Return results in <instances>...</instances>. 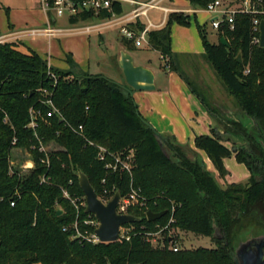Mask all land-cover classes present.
I'll return each instance as SVG.
<instances>
[{
  "label": "trees",
  "instance_id": "1",
  "mask_svg": "<svg viewBox=\"0 0 264 264\" xmlns=\"http://www.w3.org/2000/svg\"><path fill=\"white\" fill-rule=\"evenodd\" d=\"M187 1L195 9L205 10L215 0ZM113 11L121 14V5L114 2ZM110 16L107 12L97 17L81 13L70 23ZM252 17L236 15L234 29L223 27L217 43H210L204 27L198 26L205 46L203 58L235 98L240 115L249 118L246 124L229 123L231 133L244 140L239 147L228 148L215 131L195 139L196 149L206 154L220 179L228 174L223 162L231 155L247 166L248 182L226 189L199 154L174 136L160 134L142 117L131 89L126 87V93L123 86L105 76L57 69L30 48L0 43V264H235L232 252L238 237L251 229L264 231V48L252 44ZM174 22L189 26L190 16L171 13L164 27L148 33L149 46L160 53L165 70L179 73L216 116L181 74L172 51ZM143 28L139 25V30ZM222 37L228 46L222 44ZM123 44L130 51L136 48L134 41L124 39ZM239 55L242 64L236 61ZM49 100L62 117H47ZM31 109L43 115L35 130L28 127ZM80 126L83 131L78 134L73 129ZM36 133L44 144L58 147L49 157V166L43 163L45 154L37 150ZM98 146L123 156L133 151L131 172L107 169L97 159ZM14 149L28 152L35 168L26 173L14 167L11 172ZM79 172L89 177L98 197L109 199L117 191L125 196L131 186L141 191L146 205L129 211L142 218L129 225L133 227L130 241L94 245L71 239L77 213L63 191L85 197ZM42 177L48 178L47 183H42ZM59 209L62 215H58ZM148 211L168 213L150 222ZM172 216L169 230L208 238L219 230L227 244L217 242L213 250L174 252L165 237L164 247H154L148 233L158 232ZM80 217H88L84 209Z\"/></svg>",
  "mask_w": 264,
  "mask_h": 264
},
{
  "label": "rangeland",
  "instance_id": "2",
  "mask_svg": "<svg viewBox=\"0 0 264 264\" xmlns=\"http://www.w3.org/2000/svg\"><path fill=\"white\" fill-rule=\"evenodd\" d=\"M173 4L178 9H195L187 0H173ZM189 16V26H184L176 22L172 24V51L177 58L176 60L180 67L181 74L192 82L198 93H200L213 110L218 112V108H221L228 115V110L233 111L235 109L239 111L235 98L229 93L221 78L205 58L187 60L183 65V61L186 57L184 55L186 54H193L198 57H203L205 55V46L200 36L198 26L204 27L207 39L210 43H217L219 40L217 33L213 31L211 27V15L199 11L196 15L190 14ZM46 18L47 14L41 7L40 0H0V35L8 33L13 29L44 28L47 24ZM56 19L57 26L65 27V25H67L66 17ZM102 35V39L96 33H94L92 37L84 35L60 36L58 39H55L52 44H49L46 38H29L26 44L41 57H48L50 55L53 66L57 69L73 71L79 75L85 73L92 75L102 74L115 83L123 86L127 93L129 90H126L127 88L123 85L124 75L118 64L121 53L120 41L122 42V39L117 35L115 29ZM16 44L22 45L21 42ZM139 50L145 51L146 48L142 47ZM150 57L154 63L159 65V68L164 70V72L160 74L161 78L169 82L170 79L168 77L171 75L173 79H176L175 81H178L180 84L182 83V85L184 84L186 87L182 77L175 73H170L169 69L165 70V61L160 58V55L151 54ZM140 95L147 97V95L151 94L140 91L135 92L133 98L137 106L139 105L136 98ZM169 100L171 104L176 107L184 121H186V119L189 121L198 120L197 117H191L183 113L182 105L184 103V95L179 92L178 87L175 85L172 86V91L169 93ZM139 112L145 119V113L140 109ZM240 118L244 123H247L249 119L247 116H241ZM170 120H173V122L176 121L174 118ZM166 128H169L167 124ZM184 129L185 130L178 127L171 128L170 131L175 130L173 136L176 140L178 142H180L179 140H184L187 145L192 143L195 144L196 137L208 135L207 128H198L193 124H191V128ZM224 139H227V135ZM231 145L232 149L236 147L233 143H231ZM55 148L58 147L52 145L51 149ZM28 158L27 152L19 149L13 150L10 155V159L15 162V167L23 165ZM223 163L228 174L224 179H220L221 181L219 183L224 189L232 184L246 182L243 181L244 177L250 175V172L245 164L239 163L234 155L225 158ZM207 167H210L211 172L217 173L215 167L209 160L207 161ZM214 177L218 180L217 176ZM259 232H262V230H256L257 234ZM172 234L177 239L181 250L193 252L199 249L213 250L217 247V242L211 237H200L193 233L178 229L172 230Z\"/></svg>",
  "mask_w": 264,
  "mask_h": 264
},
{
  "label": "built area",
  "instance_id": "3",
  "mask_svg": "<svg viewBox=\"0 0 264 264\" xmlns=\"http://www.w3.org/2000/svg\"><path fill=\"white\" fill-rule=\"evenodd\" d=\"M129 2L134 5V9L127 14H116L113 11L114 0H40L41 7L45 10L46 13L52 14L54 19L66 17L70 19L81 14V13H93L95 16L101 15L103 12L111 14L109 18L100 19L95 18L93 20L79 22L77 24L70 23L69 28H59L55 27L49 19L46 27L41 29H31L28 31L29 35L38 36V37H54L56 35L68 34V35H89L94 34L105 29L119 27V34L122 40L134 41L136 47H141L143 42H148V33L153 29V25L149 22L144 26L142 30L134 31L129 28L130 22L136 19L133 23H137L139 18L146 17L150 10L159 9L165 13H168V10L162 7L160 4L164 0H150L149 2H138L134 0H120ZM206 13L211 15V27L213 31L218 33L223 27H229L231 30L235 26V17L238 14L251 15L252 17V44L260 45V26L261 22L264 20V1L263 0H215L212 2L205 10ZM167 22V20H166ZM166 24V23H165ZM165 24L162 26L164 27ZM161 27V28H162ZM248 73V70L246 71ZM49 107H51L47 113L48 118H53L54 116L62 117L60 111L52 104L49 100L46 102ZM31 122L28 125L29 128L35 130L37 128V119L43 117L40 110L31 109L30 111ZM62 119V118H61ZM6 120V119H5ZM76 133L81 134L83 127L80 126L78 130L73 129ZM37 139L39 137L37 133L35 134ZM17 139H14L13 144L15 145ZM54 143L50 145L44 144L39 140V146L37 150L40 153L45 154V163L49 166V157L53 151L58 150V148L51 149ZM36 147L34 146L33 149ZM16 150V149H14ZM18 150V149H17ZM24 151L22 149H19ZM28 154V160L23 163L19 168L22 172H29L35 168V162ZM134 152L130 151L127 156L122 154L110 153L105 147L98 146V156L97 159L101 162L106 163V168L111 169L113 172L121 170L126 172H131L133 164ZM15 162L10 159V169L11 172L15 167ZM42 183H47L48 178L42 177ZM105 182V180L103 181ZM64 197L70 201L74 206L77 217L72 225L74 234L71 239L83 241L89 244H100L101 241L96 235V230L99 228V222L96 220L95 216L88 214V217L81 219V211L86 210V200L84 198L72 196L68 191L64 190ZM105 191V195H107ZM115 195V194H114ZM111 196L109 199L104 197H99V199L107 204L114 197ZM15 203H11V206H14ZM146 205L145 198L141 195V191L135 189L131 186L130 192L121 196L117 212L121 215H128L131 208L136 206L143 207ZM174 222L173 216L169 220L168 224L164 227H160L158 232L148 233V236L151 238L150 241L154 247H164L165 246V237L169 238L170 248L174 252L181 250L177 239L173 236L172 230H169L171 223ZM131 225V224H129ZM129 225H124L120 228L119 241H130L133 234V227ZM67 230V229H65ZM167 232V234H166Z\"/></svg>",
  "mask_w": 264,
  "mask_h": 264
},
{
  "label": "crops",
  "instance_id": "4",
  "mask_svg": "<svg viewBox=\"0 0 264 264\" xmlns=\"http://www.w3.org/2000/svg\"><path fill=\"white\" fill-rule=\"evenodd\" d=\"M114 1L121 5V7H122V13L121 14L125 15L134 9V5L129 3V2L120 1V0H114ZM134 1L149 2L150 0H134ZM160 5L164 8H166L168 10V13H165L159 9L150 10L147 14V18L141 16L137 23H133L136 20V19H134L130 22V25H128V27L133 29L134 31H137L139 29V25L145 26L150 22L154 26L152 29L157 30V29H161V27L166 23V20L171 13L183 12L187 15H190V14L196 15L199 11L205 12L204 10H198V9H193V10L178 9L176 6H174L173 0H164L161 2ZM46 14H47L46 22L48 23V21L50 19L52 24L55 25V27H59V26H57V19H54V17L52 16L51 13L50 14L46 13ZM206 14H208V13H206ZM66 24L67 25H65V27H59V28H69L71 25L69 19H67ZM113 29L116 30L117 35L120 37V34H119L120 28L119 27H113V28L105 29L103 31L97 32L96 34L102 39L103 38L102 34L109 33L110 30H113ZM30 30L31 29H23V30H14L13 29V30L9 31L8 33L0 35V43H4V42L18 43V42H21L22 43L21 49H24V50L27 48L29 49L30 47L27 46V44H26L27 40L29 38L30 39L31 38H39L38 36L29 35L28 31H30ZM83 35L88 36V37H92L93 34H89V35L83 34ZM60 36L65 37V36H68V34L56 35L54 37L42 36L40 38H46L49 41V44H52V42L55 39H58V37H60ZM120 43H121V45H120L121 51H125V52L129 53L134 58V62L136 65L149 68L155 74V85H156L155 91H150V92L140 91V92L148 93L151 95H147V97L140 95L136 98V100H137V103L139 105L138 109H140L146 115L145 120L154 129H156L160 134L173 136V133H175V130L170 131L171 128L180 127L183 130H185L184 128L189 129V128H191V124H193L194 126H196L198 128H200V127L207 128L208 129V132H207L208 135H212V131H215V133L217 135L222 137L224 145H226L230 149L232 148V145H231L232 142L230 141V138H233L237 142H241L243 140V138H241L240 136H234L232 133L231 134L225 133L226 128L230 127L229 126L230 120H233V121L239 120L238 116L240 115V113L237 110H235V109L233 111L228 110L227 111L229 113V115H228L227 113L224 112V110H222L221 108H218L219 110H218V112L216 111V113H217L216 116L211 115L208 112L207 108L202 103V101L200 100V98H198L196 95H194L191 92V90L188 87L185 79L179 73H176V72H173L170 70V73H173V74L175 73L176 75H179L180 77L183 78V80L186 84V87L184 84L182 85V83L180 84L178 81H175L176 79H173V76H171V75L168 77L170 79L169 82H166V79L160 77V74H162L164 72V70L162 68H159V65L154 63L152 58L150 57L151 54L152 55L153 54L160 55V53L152 50L148 43L143 42L141 47H136L135 50H131V51L128 50L124 46L123 40H122V42L120 41ZM142 47H145L147 51L146 50L145 51L139 50ZM30 49H32V48H30ZM184 56H186V57L183 61V65H184V62L187 60H198L200 58L201 59L203 58V57H198L197 55H193V54H186ZM42 58L47 60L50 66H53L52 58L50 57V55L48 57H42ZM160 58H162L161 55H160ZM176 59L177 58L175 56V60ZM176 62H177V60H176ZM118 64H119V59H118ZM177 64H178V62H177ZM93 75L103 76L102 74H93ZM124 80H125V77H124ZM124 80H123V82H124ZM123 85L125 86V84H123ZM173 85L177 86L179 89V92L184 95V103L182 105L183 113H185L191 117L192 116L197 117L198 120L195 119V121H189L186 119V121H184L182 119L181 114L178 113L176 107H174L171 104V101L169 100V93L172 91ZM129 90H130V88H129ZM131 92H132V96H134L135 92H139V91L131 90ZM148 97H150V98H148ZM173 118L176 120L175 122H173V120H170ZM166 124H167V127H169V128H166ZM226 135H227V139L225 140L224 138ZM179 141L180 142H178V143H180L181 145L186 146L187 148L191 149L193 152L199 154L203 158V160L206 164V167H207V161L209 159L204 152L197 150L194 143L187 145V144H185L184 140H179ZM207 169L209 171L211 170L210 167H207ZM212 173L215 176H217V178L220 182L221 180L218 176V173H216V172L215 173L212 172ZM249 178H250V175H246L244 177L243 181L248 182ZM241 183H243V182H241Z\"/></svg>",
  "mask_w": 264,
  "mask_h": 264
},
{
  "label": "water",
  "instance_id": "5",
  "mask_svg": "<svg viewBox=\"0 0 264 264\" xmlns=\"http://www.w3.org/2000/svg\"><path fill=\"white\" fill-rule=\"evenodd\" d=\"M260 31L261 36L259 46L264 48V20L261 22ZM221 42L224 46H228L224 37L221 38ZM236 61L242 64V56L239 55ZM119 65L125 77V87L134 91H155L156 85L154 72L149 68L136 65L134 58L129 53L121 51ZM230 141L236 145V147H239L244 143V140L237 142L233 138H230ZM78 179L79 185L85 195L87 205L85 213L94 215L99 222V228L96 230V235L101 243L108 244L118 242L120 228L122 226L140 223L142 221V218L135 217L131 214H118L117 208L121 199L119 191L115 193L111 201L105 204L99 199L89 177L85 173L79 172ZM57 213L58 215H62V209H59ZM167 213L168 211L160 213L148 211L147 219L150 222H155L162 219ZM232 258L235 264H264V231L257 234L256 230L251 229L240 235L234 244Z\"/></svg>",
  "mask_w": 264,
  "mask_h": 264
},
{
  "label": "flooded vegetation",
  "instance_id": "6",
  "mask_svg": "<svg viewBox=\"0 0 264 264\" xmlns=\"http://www.w3.org/2000/svg\"><path fill=\"white\" fill-rule=\"evenodd\" d=\"M241 115H239L238 116V121H242L243 122V120H241ZM233 120H230V122H232ZM229 122V123H230ZM244 123V122H243ZM244 124H246V123H244ZM229 126L230 127H228V129L226 128V130H225V133L226 134H231V125L229 124ZM222 138V137H221ZM242 144V143H241ZM214 240L216 241V242H220V244H227V241L224 239V236L219 232V230H217L215 233H214ZM217 245H218V243H217Z\"/></svg>",
  "mask_w": 264,
  "mask_h": 264
}]
</instances>
